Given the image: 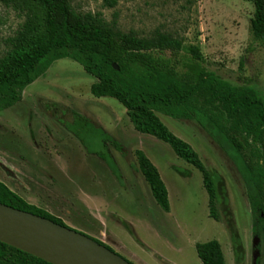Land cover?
<instances>
[{
    "label": "rangeland",
    "instance_id": "rangeland-1",
    "mask_svg": "<svg viewBox=\"0 0 264 264\" xmlns=\"http://www.w3.org/2000/svg\"><path fill=\"white\" fill-rule=\"evenodd\" d=\"M71 4L78 13L98 16L125 32L145 37L157 31L172 34L183 44L180 73L187 71L191 49L197 47L207 71L233 85L255 88L264 102V43L253 35V0H71ZM27 12L26 7L0 1V59L10 50ZM96 82L81 64L62 59L23 91L21 102L0 112V182L62 219L69 229L104 239L102 243L130 264H203L196 245L212 241L221 244L227 264H236L223 216L227 206L221 202L217 206L221 220L210 217L202 173L168 144L137 132L120 102L94 97L91 87ZM75 114L124 148L122 154L112 144H104L103 138L90 146L91 153L113 156L123 186L75 136L70 128ZM158 116L223 178L245 250L242 264H253L252 210L235 165L196 121ZM139 150L156 166L167 187L170 213L158 206L138 169ZM84 193L119 197L101 207L103 219L97 221L94 210L82 202ZM260 250L259 264H264L263 239Z\"/></svg>",
    "mask_w": 264,
    "mask_h": 264
},
{
    "label": "trees",
    "instance_id": "trees-1",
    "mask_svg": "<svg viewBox=\"0 0 264 264\" xmlns=\"http://www.w3.org/2000/svg\"><path fill=\"white\" fill-rule=\"evenodd\" d=\"M0 1L7 6L26 7L28 11L24 24L11 40L10 50L0 59V112L21 102L23 91L56 61L71 59L81 64L97 79L91 87L94 97L120 102L137 132L168 144L180 159L202 173L210 217L221 220L217 206L220 202L227 206L223 212L225 225L235 262L242 264L245 250L223 178L208 169L194 148L175 136L158 114L196 121L233 162L245 183L254 235L264 240V102L257 90L233 85L207 71L197 47L191 49L192 60L185 64L187 71L180 73L183 44L172 34L157 31L145 37L136 31L125 32L98 16L78 13L71 0ZM253 5V35L257 42L264 43V0H253ZM74 116L76 122L70 128L75 136L123 186V176L113 156L91 153L90 146L103 138L104 144H112L122 154L124 148L112 138L107 139L102 130L96 132L97 125L82 115ZM136 158L158 206L170 213L169 193L158 169L143 151H137ZM0 203L67 227L62 219L28 203L2 182ZM196 251L203 264H227L217 241L197 244ZM0 264L50 263L0 242Z\"/></svg>",
    "mask_w": 264,
    "mask_h": 264
},
{
    "label": "water",
    "instance_id": "water-1",
    "mask_svg": "<svg viewBox=\"0 0 264 264\" xmlns=\"http://www.w3.org/2000/svg\"><path fill=\"white\" fill-rule=\"evenodd\" d=\"M0 242L50 264H130L79 232L2 203ZM260 244L255 236L253 264L260 259Z\"/></svg>",
    "mask_w": 264,
    "mask_h": 264
},
{
    "label": "crops",
    "instance_id": "crops-1",
    "mask_svg": "<svg viewBox=\"0 0 264 264\" xmlns=\"http://www.w3.org/2000/svg\"><path fill=\"white\" fill-rule=\"evenodd\" d=\"M98 180L100 181L101 177H97ZM102 180V179H101ZM103 185V182H100L99 184V188L98 190L100 189V186ZM116 197H119V195H113V196H108V195H105V194H102V193H98V194H93V195H90V194H87V193H84L83 196H82V202L87 206V207H90L92 210H94L93 212L95 214H93L94 218L97 219V221H99L100 219H103V216H102V213H101V207L102 206H107L108 202L109 203H112L114 200H117L118 198ZM106 200V202H105ZM33 205V204H32ZM97 213H96V212ZM104 235V234H102ZM107 234H106V238H107ZM104 240V239H101V241ZM226 258V257H225ZM227 263V262H226Z\"/></svg>",
    "mask_w": 264,
    "mask_h": 264
}]
</instances>
